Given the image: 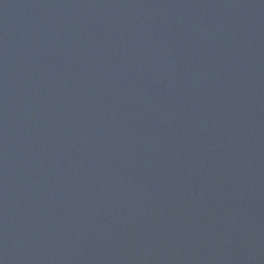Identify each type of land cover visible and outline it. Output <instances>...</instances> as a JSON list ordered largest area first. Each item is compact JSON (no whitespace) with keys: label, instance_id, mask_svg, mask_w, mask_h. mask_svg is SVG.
<instances>
[{"label":"water","instance_id":"1","mask_svg":"<svg viewBox=\"0 0 264 264\" xmlns=\"http://www.w3.org/2000/svg\"><path fill=\"white\" fill-rule=\"evenodd\" d=\"M0 264H264V0H0Z\"/></svg>","mask_w":264,"mask_h":264}]
</instances>
